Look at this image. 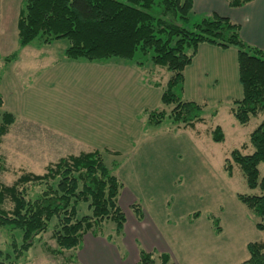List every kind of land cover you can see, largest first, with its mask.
I'll return each mask as SVG.
<instances>
[{
    "label": "rangeland",
    "instance_id": "374dc122",
    "mask_svg": "<svg viewBox=\"0 0 264 264\" xmlns=\"http://www.w3.org/2000/svg\"><path fill=\"white\" fill-rule=\"evenodd\" d=\"M161 10L156 4L150 12L158 16ZM203 17L192 13L188 22H179L192 28ZM13 18L0 23V121L4 112L15 115L8 131L0 134V181L12 184L23 171L43 173L49 161L70 154L65 150L67 138L85 137L125 184L138 174L146 178L148 172H158L159 163H165L163 175L175 178L177 191L190 195L192 204L202 209L200 225L208 223L215 239L225 237L229 258L223 264L247 260L248 243L264 242V230L256 227L259 215L239 199V194H255L260 189L248 186L236 163L229 175L225 163L228 158L232 163L235 149L253 152L250 135L264 120V111L247 124H241L231 111L233 101L242 98L237 48L206 50L203 45L209 44L199 46L194 62L185 68L184 88L178 94L203 106V120L185 127L170 117L175 103L166 104L161 99L171 73L152 64V52L136 53L133 62H143L136 64V69L145 81L136 87V79L130 80L129 72L118 66L131 60L69 58L66 38L48 44L35 39L23 47ZM159 111L165 113L164 118L159 124L151 123L152 114ZM217 126L224 133L222 141L213 139ZM259 170L263 177L264 162ZM207 205L210 207H203ZM78 212L79 216L91 213L87 203H80ZM56 222L53 218L48 231L36 237L18 264H78L69 257L74 250L64 255L51 252L57 246L52 236ZM114 227L112 220L98 226L104 234H113ZM12 239L21 244L22 231L0 227V251L4 254L12 251ZM198 244L187 258L190 264H221L222 258L213 261L207 243Z\"/></svg>",
    "mask_w": 264,
    "mask_h": 264
},
{
    "label": "trees",
    "instance_id": "16d2710c",
    "mask_svg": "<svg viewBox=\"0 0 264 264\" xmlns=\"http://www.w3.org/2000/svg\"><path fill=\"white\" fill-rule=\"evenodd\" d=\"M251 1L227 0L234 8ZM156 4L162 8L158 16L150 12ZM192 10L193 0H23L17 20L18 40L24 47L35 39L48 44L66 38V56L89 61L112 57L133 61L138 51L144 55L152 52V64L171 73L161 99L166 104L175 103L170 117L185 127L203 120V106L178 94L184 88V70L199 46L236 47L242 98L233 101L231 111L241 124H247L264 111V50L241 37L240 24L217 13L205 15L187 28L181 22L190 20ZM164 116L163 111L153 113L151 123L159 124ZM14 121L13 113L4 112L0 134ZM213 139H224L220 126L213 130ZM250 142L253 152L233 150L232 163L226 159L225 169L232 175L233 164H238L248 186L260 189L255 194H239V199L259 215L256 227L264 230V176L260 177L259 170L264 162V120L251 133ZM45 169L41 174L23 171L12 184L0 181V227L22 231L21 244L12 239V251H0V264H18L36 237L48 231L53 218L57 221L52 232L57 246L50 250L54 255L74 250L69 257L75 262L84 235L102 234L98 226L106 220L115 223L116 236L123 233L126 216L119 203L123 182L106 165L100 150L63 156ZM80 203H87L91 213L79 216ZM132 209L142 218L138 204ZM248 250L249 258L239 264H264V242H250ZM138 264L172 262L168 253L156 255L140 249Z\"/></svg>",
    "mask_w": 264,
    "mask_h": 264
},
{
    "label": "crops",
    "instance_id": "0c3cea01",
    "mask_svg": "<svg viewBox=\"0 0 264 264\" xmlns=\"http://www.w3.org/2000/svg\"><path fill=\"white\" fill-rule=\"evenodd\" d=\"M22 2L23 0H0V23L3 20L6 23L5 19L10 17H14L17 22ZM192 13L203 16L217 13L230 18L240 24L241 37L248 44L264 50V0H252L236 8L231 7L227 0H193ZM203 47L206 50L222 49L210 44ZM136 64L130 61L119 63L118 66H121L122 72H129L130 80L136 79L133 83L138 87L145 81L137 73ZM137 126L139 127L136 123ZM66 145L65 150L70 154L99 150L85 137L84 140L67 138ZM50 162L54 160L48 164ZM163 164L165 163L160 162L158 172H148L146 178H142L143 174H138L131 183L123 182L119 203L126 221L122 235L116 236L114 230L112 238H109L112 233H86L77 251L78 264H138L140 249L156 255L168 253L172 264H187V261L190 264L191 260L187 258L191 257L199 241L209 245L213 261L219 257L222 258L221 264L224 260L227 262L229 256L226 255L225 237L215 239L213 229L208 223L200 225L202 209L192 204L194 201L190 195L177 191L175 178L163 175ZM134 204L142 208V218H138L133 211ZM217 264L220 262L217 261Z\"/></svg>",
    "mask_w": 264,
    "mask_h": 264
}]
</instances>
